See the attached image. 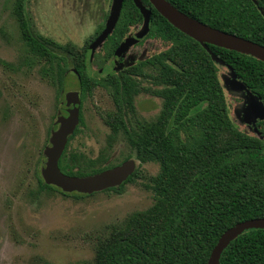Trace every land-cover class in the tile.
Returning a JSON list of instances; mask_svg holds the SVG:
<instances>
[{
    "label": "trees",
    "instance_id": "trees-1",
    "mask_svg": "<svg viewBox=\"0 0 264 264\" xmlns=\"http://www.w3.org/2000/svg\"><path fill=\"white\" fill-rule=\"evenodd\" d=\"M8 1L18 22L24 64H39L41 74L50 77L60 93L66 90L71 68L78 72L82 98L94 86L107 88L116 107L107 115V123L114 133L122 132L139 160L159 164L158 173L151 178L153 204L133 211L114 227L100 241L90 264H207L228 228L264 217V119H260L264 111V61L214 44H209L211 53L144 0L153 12L149 36L168 47L138 58L136 63L112 64L115 49L131 26L142 20L134 0H124L114 30L92 58L88 45L63 44L39 33L28 14L27 0ZM167 1L199 21L264 44V0ZM212 54L233 70L246 89L233 86L229 78L222 84ZM93 58L102 59V71H91ZM105 58L111 60L113 68L109 69ZM0 66L12 68L14 64L0 57ZM140 78L151 86H143ZM225 88L237 100L236 122L229 114ZM141 92L162 99L156 119L132 121L127 115L134 113L135 98ZM237 122L250 125L254 134L241 130ZM129 158L131 154L107 164L103 154L83 162L78 153L68 155L65 149L59 166L70 175H88ZM134 174L108 189L121 193ZM39 184L49 191L84 195L63 192L46 184L42 176ZM220 264H264V228L247 230L233 239Z\"/></svg>",
    "mask_w": 264,
    "mask_h": 264
},
{
    "label": "rangeland",
    "instance_id": "rangeland-1",
    "mask_svg": "<svg viewBox=\"0 0 264 264\" xmlns=\"http://www.w3.org/2000/svg\"><path fill=\"white\" fill-rule=\"evenodd\" d=\"M113 0H27L34 28L60 43L88 45L110 14ZM142 24L132 26L126 37L135 36ZM124 38V39H125ZM168 47L158 38L149 37L119 56L134 63L144 51L150 57ZM18 22L8 0H0V57L14 64L0 66V264H90L101 240L136 210L150 207L155 199L151 178L159 171L154 161L136 157L122 133H114L107 123L116 110L111 94L104 87L86 92L82 105L83 124L67 145L68 155L78 153L81 160H96L100 155L108 163H117L128 154L136 161L131 180L121 193L105 189L81 196L60 190L41 189L39 177L52 130L58 125L60 101L67 90H79V79L70 71L66 90L59 91L50 77L43 76L40 65L29 67ZM102 59H93V70ZM222 84L229 76L227 66L215 62ZM150 87L147 79L140 78ZM229 114L236 120L237 100L225 88ZM162 99L148 92L135 100L136 119L154 120ZM238 123V122H237ZM241 130L254 134L248 124ZM110 136H114L110 139Z\"/></svg>",
    "mask_w": 264,
    "mask_h": 264
},
{
    "label": "water",
    "instance_id": "water-1",
    "mask_svg": "<svg viewBox=\"0 0 264 264\" xmlns=\"http://www.w3.org/2000/svg\"><path fill=\"white\" fill-rule=\"evenodd\" d=\"M150 1L157 11L171 24L190 37L196 39L208 51L211 52L209 44H214L251 55L264 61V44L199 21L180 11L167 0ZM123 2L124 0H113L111 11L104 28L89 46L92 50V57L94 52L102 46L103 42L114 30L121 15ZM134 2L144 17L142 30L138 31L135 36L126 37L119 44L115 50V55L117 57L126 53L132 45L148 33L150 28L151 10L143 5L141 0H134ZM254 2L258 3L257 0H254ZM146 52L147 50L144 49L140 59L145 58ZM212 58L215 62L225 65L216 55L212 54ZM229 73L230 75L224 76V78H229L233 86L246 89V86L232 69L229 70ZM80 106L81 99L79 92L77 90L67 91L58 108V125L52 130L49 138V145L47 149L44 150L45 160L41 165V175L44 182L54 185L66 193L78 192L82 194L99 192L121 185L136 169V161L133 158H129L113 167L88 175H70L61 170L59 159L66 149L70 136L80 124ZM260 119H264V111ZM255 228H264V217L240 221L228 228L220 236L217 244L212 249L207 264H220L223 251L228 247L231 241L241 233Z\"/></svg>",
    "mask_w": 264,
    "mask_h": 264
},
{
    "label": "flooded vegetation",
    "instance_id": "flooded-vegetation-1",
    "mask_svg": "<svg viewBox=\"0 0 264 264\" xmlns=\"http://www.w3.org/2000/svg\"><path fill=\"white\" fill-rule=\"evenodd\" d=\"M150 1V0H149ZM141 2L143 3V5H145L148 9H150L151 10V18H152V7H151V5H149L148 3H145V1L144 0H141ZM150 3H151V1H150ZM152 4V3H151ZM152 6H153V4H152ZM140 10V9H139ZM141 12V11H140ZM141 15H142V20H140V21H138V22H136V23H134L132 26H137V25H140V24H143L144 23V17H143V14L141 13ZM107 19H108V17H107ZM107 21V20H106ZM106 23V22H105ZM150 24H151V20H150ZM104 26H105V24H104ZM104 26L101 28V30L99 31V33L95 36V37H93V39L91 40V42L100 34V32L102 31V29L104 28ZM131 26V27H132ZM150 29H151V25H150V28H149V31H148V33L143 37V38H141V39H139V41L138 42H136L134 45H137V44H140V43H142L145 39H147V38H149V37H151V36H149V33H150ZM140 30H142V28L140 29ZM152 38H155V37H152ZM159 39V38H158ZM91 42L88 44V46H90V44H91ZM119 46V45H118ZM133 46V45H132ZM131 46V47H132ZM130 47V48H131ZM90 48V47H89ZM91 50V49H90ZM116 50V49H115ZM91 53H92V50H91ZM146 57V56H145ZM91 58H92V54H91ZM140 58V57H139ZM94 59V58H93ZM92 59V60H93ZM106 60H105V63L106 64H110V62H111V60H107V58H105ZM92 60H91V62H92ZM116 61H121L120 59H118V57L115 55V51H114V57H113V59H112V64H114ZM138 61V58L136 59V61L134 62V63H136ZM121 62H124V61H121ZM113 66V65H112ZM112 66H110L109 65V69L110 68H113ZM101 68V67H100ZM97 69V70H100V71H102V69ZM90 69H91V71H95V70H93L92 69V67L90 66ZM115 69V68H114ZM112 70V69H111ZM70 71H72L73 73H75L76 75H77V77H78V79H79V75H78V72H77V70H75L74 68H71V70ZM69 71V72H70ZM113 71V70H112ZM116 71V70H115ZM68 72V73H69ZM67 73V74H68ZM54 84V83H53ZM55 85V84H54ZM78 85H79V83H78ZM94 87H99V86H94ZM93 87V88H94ZM101 87V86H100ZM92 88V89H93ZM105 88V87H104ZM79 89V88H78ZM92 89L90 90V91H92ZM106 89V91H108L107 90V88H105ZM67 91H69V90H67ZM66 91V92H67ZM78 92H79V96H80V99H81V106H80V124H82L81 123V118H82V120H83V117H82V105H83V99L85 98V95H84V98H82V96H81V92H80V89L79 90H77ZM90 91H88V92H90ZM66 92H65V94H66ZM109 92V91H108ZM110 93V92H109ZM142 93V92H141ZM65 94H64V96H63V98L65 97ZM111 94V93H110ZM112 96V95H111ZM138 96V95H137ZM136 96V97H137ZM62 98V99H63ZM62 99H61V101H62ZM135 100H136V98H135ZM60 101V102H61ZM79 126V125H78ZM118 133H122L121 131H119ZM110 138V137H109Z\"/></svg>",
    "mask_w": 264,
    "mask_h": 264
}]
</instances>
